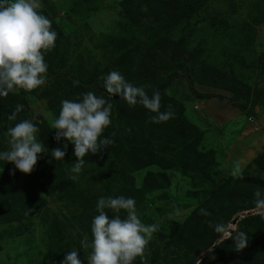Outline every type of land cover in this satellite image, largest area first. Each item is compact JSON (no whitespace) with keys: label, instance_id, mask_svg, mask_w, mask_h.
Returning a JSON list of instances; mask_svg holds the SVG:
<instances>
[{"label":"rangeland","instance_id":"obj_1","mask_svg":"<svg viewBox=\"0 0 264 264\" xmlns=\"http://www.w3.org/2000/svg\"><path fill=\"white\" fill-rule=\"evenodd\" d=\"M186 1L145 0L137 11L133 0H40L39 11L52 22L57 33L55 44L63 58L62 66L49 58L47 70L53 68L54 76L74 66V72L79 69L91 74L104 86V77L118 71L148 93L155 83L177 71L188 75L201 93L222 95L196 98L186 80L177 78L161 97V102L171 96L182 104V115L203 133L191 153L211 155L212 163L188 160L190 151L162 141L168 144L163 150L161 140L148 139L140 154L165 164L130 166V159L139 154L133 139L137 128L125 122L127 104L111 101V124L102 137L124 149L116 150L111 144L96 154L88 153L78 179L72 180L71 168L77 161L74 145L66 140L57 142L50 121L58 118L60 102L78 101L82 95L74 84L53 76H47L40 88L26 92L25 102L20 99L21 90L9 93L5 98L15 101L14 106L23 105L22 114H17L11 125L31 120L39 128L37 137L45 152L39 154L33 170L37 181L20 171L7 178L0 167V264H60L72 251L65 245L71 241L87 260L91 249H84L75 238L78 233L85 235L86 217L92 222L98 215L99 198L126 196L124 186L135 189L131 195L142 222L159 226L146 248L145 264H246L252 251L264 247V235L256 232L264 223V210L256 208L254 193L244 190L245 197L231 202L217 190L234 178V162L242 168L237 179L264 182V0ZM152 12L160 20L152 23L153 16L147 15ZM178 16L182 17L177 20ZM175 44L184 50L178 59L189 58L186 69L171 65ZM144 58L169 68L146 74ZM8 139L1 140L2 151L9 150ZM65 143L68 147L63 160L53 158L41 166L53 149L64 150ZM161 172L164 176L158 174ZM121 173L133 178V186ZM163 181L157 189L144 188L145 183L159 185ZM201 209L210 215H202ZM106 211L109 218L114 217L111 210ZM120 215L123 219L126 213L122 210ZM207 221L248 234L247 247L239 251L241 256L230 259L216 252L224 238L214 228L206 229ZM59 233L66 237L59 239ZM88 239L91 242L92 236ZM137 261L139 257L133 264Z\"/></svg>","mask_w":264,"mask_h":264},{"label":"clouds","instance_id":"obj_2","mask_svg":"<svg viewBox=\"0 0 264 264\" xmlns=\"http://www.w3.org/2000/svg\"><path fill=\"white\" fill-rule=\"evenodd\" d=\"M41 8L40 0H0V97L20 90L30 93L46 83L48 65L44 58L54 48L57 33L52 30V22L39 11ZM104 89L107 98L105 94L88 91L78 101L63 100L58 118L50 121L55 140H66L74 145L77 161L71 168L72 180L78 179L88 153L96 154L114 143L112 139L102 137L111 124L113 105L110 101L113 96L118 95L130 108L143 106L154 114L149 116L152 123L174 118L170 105L166 111H160L161 94L158 90L149 96L144 87L134 86L118 71H111L104 77ZM22 109L23 105H17L8 120L15 121ZM38 133L39 128L28 119L9 127L6 135L10 147L0 151V160L13 163L15 169L24 174H31L39 154L45 152ZM67 147L65 143L64 150L53 149L51 156L57 161L63 160ZM231 175L234 178L242 176L239 162L233 163ZM254 197L256 208L264 210V193L258 188ZM135 204L133 198L125 196L99 198L96 205L98 215L91 224V242L87 235L81 240L84 249H91L87 264H133L138 257L141 264H145L146 248L159 226L143 223ZM106 210H111L114 217L109 218ZM122 210L126 213L123 219ZM201 214L210 215L204 209ZM207 223L224 239H231L237 252L247 247L249 236L244 231L228 228L223 223ZM78 253L77 250L69 251L60 264H84Z\"/></svg>","mask_w":264,"mask_h":264},{"label":"trees","instance_id":"obj_3","mask_svg":"<svg viewBox=\"0 0 264 264\" xmlns=\"http://www.w3.org/2000/svg\"><path fill=\"white\" fill-rule=\"evenodd\" d=\"M132 1V0H130ZM145 0H136L134 2L135 7L134 9H136L138 11V5L140 4V2H144ZM193 1H198V0H193ZM186 2H190V1H186ZM185 2V3H186ZM185 3L182 4V7H185ZM179 6V7H181ZM179 9L175 10V12H178ZM148 16H153V22L160 20V16L159 15H155L153 12L152 14L147 13ZM182 16H178L177 20H179V18ZM167 27V26H164ZM158 34V32H157ZM154 48V47H153ZM153 48H150V50H152ZM183 49L182 47H180V45L175 44L174 48L171 52L170 55V60L172 61L171 65L176 66V67H184L186 69V61L189 58H184V60H179L178 58H182L183 55ZM182 54V55H181ZM49 58H53L54 59V65L56 66H62V54L60 53V51L58 50V45L55 44L53 51L46 55L45 57V63L48 65V68L51 66V62L48 63ZM152 60V59H151ZM145 69H144V73L146 74H152V73H157V72H162L164 70H166L169 67H161L159 65L156 64H152V62L150 60H147V58L143 59L142 64H145ZM50 64V65H49ZM170 64L168 66H171ZM73 67L74 66H70L68 69H66L63 73H61L58 77L54 76L53 74L55 73L54 69H48L47 70V76H53L54 79H59V81H64V82H69L71 84H74L75 86V91H79V93L82 95L84 93H87L88 91H94L96 94L101 95V94H105V97L107 98V93L104 89V86L101 85L100 80L93 78L91 74H87V73H83V71L81 70H77V72L73 71ZM77 68H79L77 66ZM177 78H184L188 84V88L191 92V94L199 99H208V98H212V97H217V96H222L216 93H201L200 91H198L196 89V87L193 84L192 79L188 76V75H183L178 73L177 71H171L168 75H166V77H164L163 80L157 82L154 84V87L152 89L151 92H148L147 94L149 96H152L155 90H158L161 94V97H164V91L165 89ZM214 82V81H212ZM210 83L213 84L214 83ZM47 93V92H45ZM25 95L26 92L21 90V95H20V99L22 102H25ZM162 99V98H161ZM111 101H114L116 103H126L123 99L121 98H113L111 99ZM110 101V102H111ZM61 103V102H60ZM16 104L15 101H13L11 103V101L5 97H0V142L1 140H3L4 137H6V133H7V129L9 127H13L14 125H11L14 121H9L8 120V116L11 115V113L13 111H15L16 106H14ZM127 104V103H126ZM161 109L160 111H166L168 109V106H171V110L174 112V118L169 119L166 122H162V123H152L149 121V116L150 115H154L152 113H150L147 109H145L143 106L141 105H137L133 108H130L128 105H126L124 108L127 109V113L126 115L123 116V113H118L120 116H123L125 118V122H128L129 124H132L133 126H136L137 131L134 133L135 137L134 139V145L136 146V149H138L139 154L137 155V157H132L130 160V166H134L137 167L136 165H138V167L141 166H148L151 164H158V165H163L165 164L164 161L162 160H158L156 157H146L141 155V152H144L143 150H145L147 147H145V145L148 143V139H154V140H161L165 142V143H172L174 144L175 147L181 149V150H185V151H190V154H187V159H192V158H198L200 159V161H202V159L204 161L206 160H211L212 163V159H210L209 157H206L208 155H204L203 153H191L192 152V148L197 146L198 142L200 141V136L202 137V132L199 133V129L191 122H189L183 115H182V104L180 102H178L177 100H175L173 97L171 96H166L165 99L161 102ZM22 111H20L17 114H22ZM163 144V143H162ZM168 144H163L162 148L163 150H165V148L167 147ZM138 146V147H137ZM113 148H116V150H121L124 149V147L122 145H118L117 143H113ZM2 148L0 147V151ZM53 159V157L51 156L48 159H45L41 162V166H45L47 164V162L49 163L50 160ZM40 165H38V167H41ZM0 167L3 169V172H5L7 174V178L12 175L11 173L14 172V174L19 173L18 169H15V165L13 163H6L5 161L0 160ZM161 173H158L160 176H164ZM32 178L33 181H37V176H35V174L32 172L31 174H29ZM121 177L126 178L127 182L129 184H132L133 182V178L130 177V175L128 174L127 177L125 176V174L121 173ZM17 178V177H16ZM164 181H166L165 178H161ZM144 181H147L146 178H144ZM162 182V184L160 183L159 185H156V183L154 182H148L144 184V188L146 190H151V188L153 189V187H155L154 189H157L158 187L162 186L163 184H165V182ZM11 183L8 182L7 180V184ZM15 183V182H14ZM133 186V184L131 185ZM226 187V188H225ZM225 188V189H224ZM260 189V191L262 193H264V182L260 181L258 178L255 180H251L249 178H245L242 177L240 179L237 178H229L226 180L225 185L224 186H219L218 187V193H220L221 195H223V197H225L228 201L234 202L237 199L243 198L245 197V191L250 192L249 194L254 193L257 189ZM134 189L132 187L129 188V186H124V191L128 192L126 194L125 197H130L133 198L134 197L131 195V190ZM135 190V189H134ZM225 190V192L223 191ZM134 194V193H133ZM248 196V195H247ZM18 198L20 199V195L18 194ZM226 200V201H227ZM262 216H264V212L261 213ZM257 218H262L260 216H256ZM212 221L214 220L213 217ZM264 221V218L263 220ZM86 224L88 226H83L85 227V235H87L88 237L91 238V233H90V227H91V220L89 218L86 217ZM264 224V223H263ZM260 224V226L258 227V229H256V232L264 235L262 231V229L264 228V225ZM204 226L206 227V229L210 228L208 223L206 222L204 224ZM55 227V226H54ZM61 232L62 231L60 228H56ZM58 231V232H59ZM60 236L59 239H62L65 236L64 234H58ZM84 234L81 235L80 233H78V236L75 238L80 246H81V240H83ZM203 235H200V238H203ZM73 241L67 242L65 245L68 246V248L72 249V250H78L79 251V247L75 244L72 243ZM234 243L231 239H223L220 243L219 246L216 248V252L220 253L223 252L225 255L228 256V258L230 259H234L236 257H238L239 255L241 256V253L237 252L236 249L233 247ZM58 248V247H57ZM222 250V251H220ZM81 249L78 253L79 257L81 258V260L84 262V264H87V260L85 259L84 255H81ZM239 254V255H238ZM246 254H243V257H245ZM141 261H137L136 264H140ZM246 264H264V247L259 248V249H255L254 251H252V254L250 257H247L246 260Z\"/></svg>","mask_w":264,"mask_h":264},{"label":"water","instance_id":"obj_4","mask_svg":"<svg viewBox=\"0 0 264 264\" xmlns=\"http://www.w3.org/2000/svg\"><path fill=\"white\" fill-rule=\"evenodd\" d=\"M113 98H119V96H118V95H117V96H113ZM235 219H236V218H234V219L232 220V223H234Z\"/></svg>","mask_w":264,"mask_h":264},{"label":"built area","instance_id":"obj_5","mask_svg":"<svg viewBox=\"0 0 264 264\" xmlns=\"http://www.w3.org/2000/svg\"><path fill=\"white\" fill-rule=\"evenodd\" d=\"M252 119V117H250Z\"/></svg>","mask_w":264,"mask_h":264}]
</instances>
